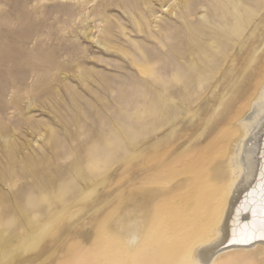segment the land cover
I'll use <instances>...</instances> for the list:
<instances>
[{
  "label": "rangeland",
  "instance_id": "rangeland-1",
  "mask_svg": "<svg viewBox=\"0 0 264 264\" xmlns=\"http://www.w3.org/2000/svg\"><path fill=\"white\" fill-rule=\"evenodd\" d=\"M183 1L0 0V190L5 194L0 205L8 228L17 229L20 219L13 203L19 199L47 222L37 231L36 246L45 236H65L77 246L74 256L81 251L84 262L102 260L106 255L100 223L114 208L101 206L126 196L133 169L139 185L157 174L171 178L181 168V147L195 132L190 118L212 96L214 88L205 91L206 78L222 65L237 19L255 15L245 37L257 26V32L264 31V0H192V11L193 6H205L198 8L193 21L208 16L202 26L219 35V44L204 49L207 65L201 74L170 75L161 64L184 71L175 56L160 53L159 46L162 42L164 47V35L175 46V35L179 30L183 34L177 15ZM147 55L155 58L153 88L142 73ZM263 55L258 78L264 75ZM157 76L163 94L157 90ZM242 107L244 102L236 104L233 114ZM180 170L179 175L185 172ZM81 176L91 178L89 185ZM261 240L248 245L251 259L256 257L250 251ZM70 244L60 247L69 249ZM216 250V264L229 258L226 252H239L225 244ZM30 253L17 262L26 264ZM60 256L54 264L60 263Z\"/></svg>",
  "mask_w": 264,
  "mask_h": 264
},
{
  "label": "bare ground",
  "instance_id": "bare-ground-1",
  "mask_svg": "<svg viewBox=\"0 0 264 264\" xmlns=\"http://www.w3.org/2000/svg\"><path fill=\"white\" fill-rule=\"evenodd\" d=\"M191 1L182 2V8L186 5L188 10L181 8L177 12L183 34L179 30L175 35L176 45H171L169 35L163 36L164 47L160 41L159 52L175 56L184 71L181 73L168 62L161 64L160 68L170 75L175 71L183 77L185 73L187 76L201 74L207 65V51L204 49L219 44V35L213 31L206 32L202 26L209 22L208 16L193 21L198 8L204 5L193 6L192 11ZM254 18L252 14L247 21L237 19L231 30L233 42L223 55L222 65L206 78L208 85L205 91L214 88L212 96L208 102L201 104L202 110L190 118L195 128L193 135L189 139L182 135L188 140L183 142L177 161L181 164V173L185 172L179 175L177 169L175 172L179 176L176 178L174 169L170 170L174 176L169 178L170 174L164 170L163 174H169L168 177L156 178V173V177L151 179H144L145 176L138 185V172L134 169L133 172L131 168L129 178L125 176L130 182L126 196L123 194L114 203L100 205L105 209L114 208L108 219L105 221L103 218L105 222L100 223H103L104 259L82 261L79 257L81 251L74 256L72 250L77 246L70 244L72 239L66 240L65 236L48 239L45 236L42 243L36 246L39 241L37 231L47 222L37 219L35 210L15 199L13 211L20 219L15 230L6 225L0 205V264H19V257H27L30 250L32 252L26 264H54L60 253L63 256L59 257V264H216L212 258L216 249L224 244L239 252H226L229 258L222 264H264V238H261L258 212L260 185L264 182V75L262 79L257 74L264 52V31L257 32V26L251 36L245 37ZM145 61L147 66H142V73L148 76L149 88H153L151 81L154 82L155 73L151 66L155 58L147 55ZM155 79L159 83L157 90L162 92L161 78L157 76ZM158 96L161 99V94ZM242 102L244 107L233 114L234 106ZM81 180L85 179L81 176ZM90 181L91 178L84 182L89 185ZM253 189L256 190L255 195H249ZM8 193L12 195L11 191ZM47 194L48 190L43 191L41 196L46 198ZM3 195L0 190V197ZM254 212L257 214L253 215ZM257 240L261 241L250 251V255L256 257L254 260L246 254V250ZM63 243L72 246L61 249Z\"/></svg>",
  "mask_w": 264,
  "mask_h": 264
},
{
  "label": "snow or ice",
  "instance_id": "snow-or-ice-1",
  "mask_svg": "<svg viewBox=\"0 0 264 264\" xmlns=\"http://www.w3.org/2000/svg\"><path fill=\"white\" fill-rule=\"evenodd\" d=\"M255 189L249 195H255ZM260 192H261V202L258 208V212L260 215V228H261V238H264V182L260 185ZM257 213L254 212L253 215H256ZM246 242V241H245Z\"/></svg>",
  "mask_w": 264,
  "mask_h": 264
}]
</instances>
